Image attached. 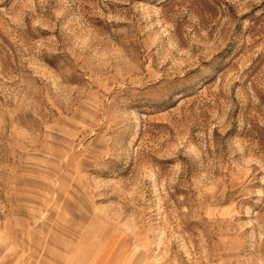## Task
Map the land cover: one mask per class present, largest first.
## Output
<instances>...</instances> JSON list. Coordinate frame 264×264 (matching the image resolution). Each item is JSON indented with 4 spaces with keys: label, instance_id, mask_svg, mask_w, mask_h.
Returning <instances> with one entry per match:
<instances>
[{
    "label": "rangeland",
    "instance_id": "rangeland-1",
    "mask_svg": "<svg viewBox=\"0 0 264 264\" xmlns=\"http://www.w3.org/2000/svg\"><path fill=\"white\" fill-rule=\"evenodd\" d=\"M0 264H264V0H0Z\"/></svg>",
    "mask_w": 264,
    "mask_h": 264
}]
</instances>
